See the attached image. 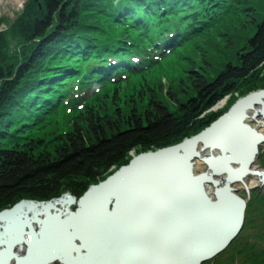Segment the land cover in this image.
<instances>
[{"label":"trees","instance_id":"obj_1","mask_svg":"<svg viewBox=\"0 0 264 264\" xmlns=\"http://www.w3.org/2000/svg\"><path fill=\"white\" fill-rule=\"evenodd\" d=\"M255 2L241 3L252 36L230 26L210 55L221 66L208 62L210 72L194 68L163 90L128 88L127 78L185 40L215 32L227 12L233 19L241 10L235 0H29L0 32V212L24 199H78L132 152L207 129L219 116L202 115L264 71V0L259 9ZM64 111L75 112L70 129L32 138L33 126Z\"/></svg>","mask_w":264,"mask_h":264},{"label":"water","instance_id":"obj_2","mask_svg":"<svg viewBox=\"0 0 264 264\" xmlns=\"http://www.w3.org/2000/svg\"><path fill=\"white\" fill-rule=\"evenodd\" d=\"M249 111L251 113V117L248 118L250 121L253 120L256 122L258 119H264V90L250 93V95L241 98L229 108L225 114L221 115L218 120L211 123L207 129L201 131L196 136L186 138V140L175 146L165 147V149L146 152L132 157V160L128 165L122 166L120 169L113 172L110 177L101 181V183L90 185L89 190L79 197V200L75 199L68 193L61 195L57 199H51L46 202L23 200L10 209H4L0 212V257L2 254L5 257V259H1L2 257L0 258L1 263L35 264L38 255L34 256V253L24 252L20 248V245L16 256L14 255V252H11L15 247L14 241L21 239V234L18 233L20 232V225H16L14 228L13 235H16L17 237L15 236V238L6 239L4 233L9 227H6V225L3 227L2 223L3 219L6 217L17 214V218L19 219L17 222L22 224L23 222L27 223L26 225L24 224L27 229L29 226L34 227L37 215L39 216L36 212L37 210L46 211L47 214L49 213L50 215H53V222H57L60 226L64 227L62 232L64 233L63 236L66 240L68 239L70 241V239H73V235L75 234V221L83 219L85 226L84 231H81V237L83 240L89 242L95 241L96 244L99 243V241L106 243L103 245L99 244L100 248H102L103 257L99 261H96V263H88L84 261L83 254L82 257L79 258V261L73 260L74 262L70 263L72 260L62 256L63 251H60L61 247L59 249L57 247L54 250L53 244H51L52 237L58 239L61 237L52 235L49 237L50 243H48L50 249V253L48 254H50L49 256H51L52 259L50 264H79L80 261L82 262L81 264H142L140 251L142 249L140 248L141 246L148 248L144 244V240L141 239L145 233L155 232L157 235H161L170 232L173 233V236L175 235L179 237V233L185 231L195 235V238L198 239L199 233L197 232L199 228L203 226L211 227L210 229H206V232L209 235L207 236L208 239L203 242V246H205L209 240H213V238H217L218 241H216L213 246L212 244L207 246V250L203 253H200V250L197 248V252H194L191 255V264H203L205 262L214 261V258L222 253L224 249H226L225 247L235 240L236 235L243 226L242 224L245 217L244 213L248 204V197L246 195L250 194V189L255 190L264 186V171L252 172L247 169L249 165L253 164L257 155V149L264 148L261 147V143L264 141V136L258 134L255 128L251 127L249 123L246 124L249 121L246 119L248 117L246 113ZM231 118L235 119L240 131L243 130L250 137H253L251 143L252 152L249 157L245 158V162L242 160L243 166L241 173H243L237 180V182L241 183L238 188L234 186V183L231 184V182H228L227 178L230 177V175L224 172L222 177L226 183L222 181L220 185H211L210 179H213V177L209 178L208 171L205 169V163L207 162L206 148H208L209 142H212V137L214 135L220 134V131L224 126L229 124ZM223 154L224 153H222V155ZM168 157L172 159L180 158L183 162L181 169L175 172L176 176L172 177V175L168 174L167 176L169 177H166V179H162L160 176H156V174H152L155 177H152L151 179H149L150 177L144 176L141 178L142 182H140L142 185H146V188L144 193L140 194H146L155 200L157 197L159 199V197L164 194L175 196L174 200H171L169 197L161 199V207L159 211L151 218H149L150 216H148L147 213H143V215H137V213H135L128 216V231L122 230L121 226L118 225L119 219H117L118 216L123 218L122 196L126 195L127 199H130L132 203L134 200L132 196L135 195L139 198V182L135 181L136 175H134V170L144 165V163L160 161ZM215 157L216 155L214 153L211 158L214 163H217L220 166L223 165V167L227 166L228 162L225 157L214 160ZM253 176L258 178V185L247 190L244 180L246 181ZM173 179L175 181L180 180L181 184L188 186L189 193L185 192V195L182 196L179 194L175 195L169 190L164 191L163 186L169 185L168 181H172ZM242 182L244 184H242ZM236 189H239L241 193L243 192L241 197ZM209 192L213 193L215 196ZM120 194L123 195L121 196ZM189 194L192 195L191 197L194 200V202L190 201V209H188V205H185L183 199V197L189 196ZM195 196L197 197L198 202L195 201ZM96 202H99V207L98 211L94 212L93 205H95ZM171 202H177V204H167L164 206V203ZM180 202H182V204H180ZM215 202H219L226 210L233 212L234 216L232 218L231 227L221 228L220 226L214 225L213 218L210 219L209 206L215 205ZM72 207H75V209L71 210ZM202 210L205 211V216L201 217L200 220L196 219L193 221L196 217L195 213L201 212ZM188 212H191L190 220H182L181 215L183 214L186 216L185 214ZM54 213L57 214V217ZM95 218L98 220L102 218L104 222L103 232L98 227L90 224L91 219L93 220V223L95 221V223L100 224L101 220L99 222ZM149 221L151 223H149ZM86 222L88 224H86ZM219 224L222 225L220 220ZM24 232L22 231V233ZM116 236L118 238H126L128 243L126 244V241L124 242L123 239H116ZM65 239H63L64 242H66ZM68 240L66 244L68 243ZM128 244L131 248L126 251L125 255L120 254L117 247L120 245V248L123 249L122 246ZM155 246L156 245L153 244L151 247L155 248ZM151 247L150 249H152ZM199 247H201V245ZM93 250L90 253L92 261L94 260ZM153 251L154 249L151 250L150 259L157 255V252L155 251L156 253L154 255L152 253Z\"/></svg>","mask_w":264,"mask_h":264},{"label":"bare ground","instance_id":"obj_3","mask_svg":"<svg viewBox=\"0 0 264 264\" xmlns=\"http://www.w3.org/2000/svg\"><path fill=\"white\" fill-rule=\"evenodd\" d=\"M1 1V0H0ZM10 1V0H7ZM14 1L13 3L18 5H21V0H12ZM115 21V20H114ZM118 22V20H117ZM123 26L128 25V23H121ZM250 111L246 113L248 116L246 119L251 117ZM249 120V119H248ZM250 121V120H249ZM248 121V122H249ZM248 122L246 124H248ZM254 124L257 126V132L261 136H264V119L262 120H257L254 122ZM212 142H209L207 150V155H206V163H205V169L208 171V177H213V179H210L211 185L217 184L220 185L223 180V172L230 175L228 177V182L234 183V186L236 188L239 187L241 183L237 182V180L240 178L242 175L241 169L243 166V159H242V152L241 149L243 146L247 144V142L251 143L253 140V137H250L245 131L241 130L239 126H237L235 119L231 118L229 124L224 126V128L220 131L219 135H214L212 137ZM214 153L218 156V159L221 157H225L228 164L227 166L223 165H218L217 163H214L210 161ZM222 153H224L222 155ZM132 157H135V153L130 154ZM217 159V160H218ZM132 160V159H131ZM182 160L180 158L172 159L170 157L165 158L160 161H155V162H147L144 163L141 167L138 169L134 170V175H136V182H139L138 189H139V198L136 197L135 195L132 196L134 198L133 203L130 201V199H127L126 195L120 194L123 197V202H122V212H123V218L118 216L117 219H119L118 225L121 226L122 230H127L128 227V219L127 217L137 213V215H143L148 214L150 216L149 218L153 217L155 213H157L161 207L160 205V200L161 199H166L169 197L171 200H174L175 196H169V195H164L162 194L161 197L156 198V200L152 197L147 196L146 194H140L144 193L146 185H142L141 178L142 177H155L153 175L156 174V176H160L162 179H166L168 174L172 175V177L176 176L177 170L181 169L182 166ZM258 167V166H257ZM256 168V167H255ZM248 171L252 172H257L260 170L254 169V167H249L247 168ZM167 173V174H166ZM153 174V175H152ZM258 178L256 176L250 177L248 180H244L245 186L247 185L248 187H255V183H258ZM141 181V182H140ZM179 181V182H178ZM175 181L174 179L172 181H168L169 185H164V191L169 190L170 192H173L175 195H182L184 196L185 192L189 193V187L186 185L181 184L180 180ZM226 183V181H224ZM242 184H244L242 182ZM136 187V186H134ZM133 187V188H134ZM195 191V188H194ZM238 191V189H236ZM121 192V191H120ZM210 193V192H209ZM213 194V193H210ZM214 195V194H213ZM192 195L189 194V196L183 197L185 205H188V209H190L191 202H194V200L191 197ZM215 196V195H214ZM241 197V195L239 194ZM191 201V202H190ZM195 201H197V197L195 196ZM133 204V205H130ZM167 204H177L174 202L171 203H164V206ZM182 204V202H180ZM190 204V205H189ZM99 207V202H96L95 205H93L94 212L98 211ZM192 208V207H191ZM70 210V209H69ZM37 215L36 221H35V226L30 227L27 229L25 225L27 223L23 222L19 223L17 220H19L17 217V214H14L13 216L6 217L3 219V227L6 225L9 228L5 230V238L11 239L15 238L14 234V228L15 226L20 227V233L21 234V239H17L14 241L15 247L11 250V252H14V255L16 256L17 251L19 250L18 247L19 245L21 246L20 248L24 252L28 253H34V256H37V259L35 260V264H50L51 263V256L50 254V249H49V237L52 235H57L60 236L61 238H56L52 237L53 239L51 240V244H53L54 250L58 247L60 248V251H63L62 256L64 258H67L69 260H72L70 263H73V260L79 261V258L82 257V254L84 255V261L88 263H93L96 261H99L103 257L102 253V248H100L99 244H106L105 242H100L96 244L95 241L89 242V241H84L83 238L81 237V231H84V221L83 219H78L74 223V228H75V234L73 235V239L68 240V246L66 244L67 240L63 236L64 233L62 232L64 230L63 226H60L59 223L53 222V215H50L49 213L47 214L46 211H36ZM207 212V211H206ZM205 211L202 210L201 212H196L195 213V218L193 219L200 220L201 217L205 216ZM54 215L57 217V214L54 213ZM181 215L182 220H190V215L191 212H188L185 214ZM209 215L210 219L213 218L214 220V225L220 226L221 228H227L231 227L232 225V218L234 216L232 211L226 210L219 202H215V205L209 206ZM103 218V217H102ZM101 219H97L100 222V224L93 223V220L89 219L91 221L90 224H93L95 227H98L102 232H103V227H104V222ZM219 220L222 222V225L219 224ZM21 221V220H20ZM23 221V220H22ZM149 223H151L149 221ZM25 224V225H24ZM86 224H88L86 222ZM85 224V225H86ZM211 227H201L199 228L198 232V239L195 238V235L190 234L185 231H181L178 236H173V233L167 232L165 234H156L155 232H150V233H145L141 239L144 240V244L149 248H146L144 246H141L140 250L141 251V256H142V264H191V255L194 252H197V250H200V253H203L207 250V246L211 245L212 246L215 244L216 241H218L217 238H213V240H209L205 246H203V242H205L208 238L207 236L209 235L206 232V229H210ZM26 230V231H25ZM116 230V229H115ZM241 230V229H240ZM22 231L24 233H22ZM240 232V231H239ZM238 232V233H239ZM238 235V234H237ZM236 235V237H237ZM17 237V236H16ZM235 237V238H236ZM65 239L66 242H64L63 239ZM87 239V238H85ZM116 239L120 240L123 239V237H117ZM130 240V239H129ZM123 241L127 244V239H123ZM233 242V241H232ZM231 242V243H232ZM230 243V244H231ZM156 245L155 248H152V245ZM229 244V245H230ZM18 245V246H16ZM201 245V247H199ZM228 245V246H229ZM97 246V247H96ZM227 246V247H228ZM154 249L152 252L154 255L157 252L156 257L150 259L151 255V250ZM225 247V248H227ZM68 248V250H67ZM96 248V249H94ZM123 249L120 248V245L117 247L119 250L120 254L125 255L126 251H128L131 247L130 245H125L122 246ZM198 248V249H197ZM94 249V250H93ZM121 249V250H120ZM30 250V251H29ZM53 250V251H54ZM93 250V258L94 260H91L90 253ZM156 251V252H155ZM57 253L56 251H54ZM221 254V253H220ZM134 256V255H133ZM2 257V258H1ZM1 259H5L4 255H1ZM44 259V260H43ZM43 260V261H42ZM42 261V262H41ZM82 262L80 261L79 264ZM0 264L1 260H0Z\"/></svg>","mask_w":264,"mask_h":264},{"label":"rangeland","instance_id":"obj_4","mask_svg":"<svg viewBox=\"0 0 264 264\" xmlns=\"http://www.w3.org/2000/svg\"><path fill=\"white\" fill-rule=\"evenodd\" d=\"M28 1L29 0H21L20 3L21 5H18L19 7H17V4L13 3L14 1L12 0L0 1V32H6L7 30L11 29L12 27L11 25L15 22L16 18L20 16L25 6L27 5ZM242 2L246 3V0H235V4L239 5V7H241L240 8L241 10L239 13L238 12L236 13L233 19L231 20L229 19V12H227V14L225 15V20H223L224 23L219 25L215 30V32L211 33L210 35H204L203 37L201 36L193 37V40L191 39L185 40V42H183L180 46L175 47L164 56H161V58H159V61H157L155 65L150 66V68L145 72L142 71V73L140 72V74L132 73L131 75H129V77L127 78L128 83L126 86L128 88L134 87V89H139L141 84L143 83L146 84V86H148L149 88L155 87L163 90H173L176 86H178L176 85L178 82L180 81L182 82L185 80L187 75L186 72H188L189 70L192 69L194 70V68H196V71H200L204 73L205 70L209 71L207 69V64L209 63H212V65L218 64L219 66H221V64L217 63L218 59L217 58L216 60L212 59L213 57H211L210 55L218 52L219 49L223 48V43H219V41L223 37H225L226 34H228L229 32L228 30L230 26H231L230 28L233 30L237 29L236 32L239 31L241 37L244 35V37L246 36L248 39V37L252 36V33L250 31L251 29L247 27L248 23L251 21L250 18L251 16H249L248 13H247L248 16L244 14L246 12V9L244 10L243 13L244 17L241 15L243 12V8L241 5ZM254 4H256V8L259 9V7L261 6V0H257V2H255ZM227 19H229V21H227ZM234 21L236 22L232 24V22ZM254 21L256 22V19ZM236 23L237 25H235ZM106 27L116 30L118 29L119 25L107 24ZM236 32H234V35ZM127 35H129V32L127 33ZM207 59L208 61H206ZM262 78H264L263 70L259 74L251 77L249 80L244 81L241 84L239 83L238 86H235L236 92H233L231 93V95H228L227 97L221 99L223 100L222 102H219L217 106L215 105L211 109L207 110V112H205L202 115V117H207V116L212 117L213 115L218 117L219 115L226 113L229 110V108L233 106L241 98L250 95V93L260 91V89L264 85V79L261 80ZM112 90L113 89L109 87L108 92H112ZM97 93L100 94V92H96V94ZM89 94L90 93H88L87 95ZM68 96L69 95H67V97ZM225 105L226 107L224 108ZM65 112L66 111H64V113L57 112L52 116L49 115L45 119H43L41 123L33 126L29 131L30 133H32L31 134L32 138L49 139L51 137H54V135L65 133L68 127L69 129L71 128V126L69 125V121H71V117H73L75 113V112L72 113L69 112L65 113ZM249 125L255 128L256 131L258 130L253 120L249 121ZM177 143L179 142L178 141L174 142L172 146L176 145ZM251 143L247 142V144L243 146L241 149V151H243L242 159L244 161H246L245 158L249 157L252 152ZM261 147H264V143H261ZM152 151L154 150H151V152ZM134 152H135V156L143 153L141 151H134ZM256 158L257 159L253 162V164H251V167H254V169L260 171L264 170V148H258V153ZM217 159L218 156L216 155L214 160ZM210 161L213 162L212 159H210ZM114 171L115 169L114 170L112 169V171L110 172L113 173ZM111 173L108 176H110ZM256 184L257 183H255V185ZM91 185H96V184H91ZM255 196H256V192L251 195L252 198L251 201L249 202L250 203V208H249L250 217L248 219L249 223H251L250 219L254 217L252 213L253 210H255V212L257 210L256 214L260 213L261 214L260 216L264 215V206H263L264 190H261L258 197ZM252 200L254 202H252ZM71 210H73V207L71 208ZM250 234H251L250 230L249 231L246 230L244 231V233L242 232V234L239 236V239L237 238L235 242H233L229 246L228 250L225 251V253L216 256L214 258V261L205 262L203 264H264V243H262L263 242L262 240L258 239L259 235L257 237L253 235H251L250 237L247 236ZM246 241L248 242V244L254 246L255 249L253 248V251H251L247 246L243 245L244 243H246ZM241 244L242 246H239Z\"/></svg>","mask_w":264,"mask_h":264},{"label":"flooded vegetation","instance_id":"obj_5","mask_svg":"<svg viewBox=\"0 0 264 264\" xmlns=\"http://www.w3.org/2000/svg\"><path fill=\"white\" fill-rule=\"evenodd\" d=\"M257 159V158H256ZM256 159H254V161L256 160ZM244 161V160H243ZM245 162V161H244ZM249 167H251V165H249L248 166V168ZM256 185H258V184H256ZM246 187V189L247 190H249L251 187H248L247 185L245 186ZM251 191H250V194H247L246 196L248 197V204H247V206H246V209H245V217H244V221H243V226H242V228H241V230H240V232L238 233V235H237V237L235 238V240L238 238L239 239V236L242 234V232L244 233V231H249L250 230V232H251V234L250 235H247V236H251V235H253V236H255V237H257L258 235V239L259 240H262L263 242L262 243H264V215H262V216H260L261 214L259 213V214H256L257 213V210H256V212L254 213L253 211H255V210H253L252 211V213H254L253 214V218L252 219H250L251 220V223H249V217H250V201H251V195L253 194V193H255L256 192V196L255 197H258V195L260 194V192H261V190H264V186L263 187H261V188H259V189H255V190H252V189H250ZM238 192H239V194L240 195H243V192L241 193L239 190H238ZM252 202H254L253 200H252ZM264 206V205H263ZM256 214V215H255ZM259 215V216H258ZM249 224H252V225H249ZM235 240H233V242H235ZM232 242V243H233ZM231 243V244H232ZM230 244V245H231ZM243 244V243H242ZM242 244L241 245H239V246H242ZM229 245V246H230ZM243 245H245V246H247L248 248H254V246L253 245H251V244H248V242L246 241V243H244ZM249 245V246H248ZM229 246L226 248V249H224V251L221 253V254H223V253H225V251H227L228 250V248H229ZM255 249V248H254ZM220 255V254H219ZM218 256V255H217Z\"/></svg>","mask_w":264,"mask_h":264}]
</instances>
